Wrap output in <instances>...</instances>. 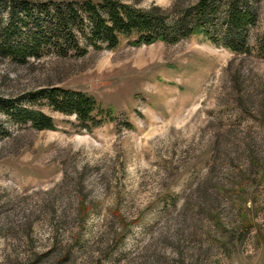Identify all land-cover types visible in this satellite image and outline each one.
Returning a JSON list of instances; mask_svg holds the SVG:
<instances>
[{"label": "rangeland", "instance_id": "obj_1", "mask_svg": "<svg viewBox=\"0 0 264 264\" xmlns=\"http://www.w3.org/2000/svg\"><path fill=\"white\" fill-rule=\"evenodd\" d=\"M116 1L170 22L198 2ZM254 7L242 53L202 35L138 46L134 34L85 56H0V264H264L256 229L238 233L240 204L264 233V0ZM48 87L92 95L112 116L82 130L30 103ZM6 104L41 110L56 129L19 122ZM118 214L136 222L113 248Z\"/></svg>", "mask_w": 264, "mask_h": 264}, {"label": "trees", "instance_id": "obj_2", "mask_svg": "<svg viewBox=\"0 0 264 264\" xmlns=\"http://www.w3.org/2000/svg\"><path fill=\"white\" fill-rule=\"evenodd\" d=\"M259 1L198 0L195 6L182 10L170 22L160 8L144 11L116 0H103L98 4L91 0L77 4L0 0V56L10 58L18 65L28 64L29 58H40L50 50L64 56L70 53L85 56L90 47L115 50L120 45L121 37L134 34L138 36L135 42L138 46L156 42L174 43L180 38L202 35L216 45L242 53L249 46L248 28L256 25L254 5ZM80 37L84 38L85 45L81 44ZM256 41L258 53L264 56V36ZM39 102H46L53 110L66 116H75L79 127L88 132L112 116V111L103 108L94 96L71 89L41 88L30 94V103L35 105ZM11 104L1 107L17 121L31 123L39 131L56 129L53 119L41 110L17 109ZM255 165L256 159L253 167ZM238 196L242 198V188ZM201 206L209 210V215L210 210L214 211L211 216L219 227L215 202L205 201ZM251 209L246 204L239 205L241 220L238 233H250L255 228L256 243L264 248V233L250 214ZM85 210L86 207L82 205L79 213L83 214ZM135 222L128 223L118 214L122 230H116L113 248L121 243L124 237L122 231Z\"/></svg>", "mask_w": 264, "mask_h": 264}]
</instances>
